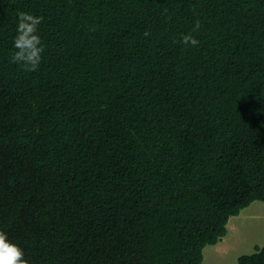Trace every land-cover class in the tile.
Returning a JSON list of instances; mask_svg holds the SVG:
<instances>
[{
	"label": "trees",
	"instance_id": "1",
	"mask_svg": "<svg viewBox=\"0 0 264 264\" xmlns=\"http://www.w3.org/2000/svg\"><path fill=\"white\" fill-rule=\"evenodd\" d=\"M255 201L264 0H0V231L28 264H202Z\"/></svg>",
	"mask_w": 264,
	"mask_h": 264
},
{
	"label": "clouds",
	"instance_id": "2",
	"mask_svg": "<svg viewBox=\"0 0 264 264\" xmlns=\"http://www.w3.org/2000/svg\"><path fill=\"white\" fill-rule=\"evenodd\" d=\"M42 22V16L23 11L17 13L16 34L12 41L14 51L10 54L9 62L18 65L22 71L34 72L42 62L45 47L38 35ZM198 28L199 23H196L193 32ZM179 42L185 47L199 44V41L190 34L183 35ZM0 264H28L23 250L15 243L10 242L7 234L3 231H0Z\"/></svg>",
	"mask_w": 264,
	"mask_h": 264
},
{
	"label": "rangeland",
	"instance_id": "3",
	"mask_svg": "<svg viewBox=\"0 0 264 264\" xmlns=\"http://www.w3.org/2000/svg\"><path fill=\"white\" fill-rule=\"evenodd\" d=\"M226 236L204 249L202 264H239V258L264 247V202L255 201L230 218Z\"/></svg>",
	"mask_w": 264,
	"mask_h": 264
}]
</instances>
